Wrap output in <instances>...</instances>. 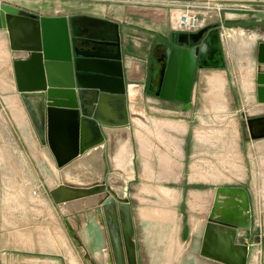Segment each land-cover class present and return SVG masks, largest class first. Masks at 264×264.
<instances>
[{
    "label": "rangeland",
    "instance_id": "374dc122",
    "mask_svg": "<svg viewBox=\"0 0 264 264\" xmlns=\"http://www.w3.org/2000/svg\"><path fill=\"white\" fill-rule=\"evenodd\" d=\"M195 1L206 5L208 13L221 7L224 24L233 21L225 13L236 4L264 11V0ZM248 14L238 20L245 27L226 25L239 39L235 59L228 58L224 70L204 72L197 82L200 103L193 129L200 140L191 141L190 134L188 145L179 140L171 148L169 139L159 145L154 136L159 114L140 105L133 108L136 159L131 156L130 170L115 173L127 179L126 198L115 197L116 204L107 210L100 204L107 194L68 201L71 189L93 187L94 181L81 169L59 166L35 137H26L30 130L20 101L5 90L13 78L0 60V264H217L200 255L217 190L241 188L249 195L252 183L258 182L255 190L264 196V139H251L247 125L251 115L264 114V104L255 106L257 46L264 42V21L255 22ZM138 137L148 138L145 157L137 156ZM171 153L179 158L172 174ZM160 158L167 161L162 163L166 171L160 170ZM227 197H219L216 217L237 210L235 196ZM252 218L251 229L239 232L237 243L242 234L243 240L251 234L249 244H243L250 250L248 264H264V213L261 220Z\"/></svg>",
    "mask_w": 264,
    "mask_h": 264
},
{
    "label": "crops",
    "instance_id": "0c3cea01",
    "mask_svg": "<svg viewBox=\"0 0 264 264\" xmlns=\"http://www.w3.org/2000/svg\"><path fill=\"white\" fill-rule=\"evenodd\" d=\"M196 2L195 0H0L1 3L10 5L12 7L18 8L20 11L29 13L37 19L41 17H60L66 18L68 21V26L70 30L71 39H80L81 41L87 42L91 38L101 39L98 30H112V33L106 39L108 41H116V29L111 23L117 24L119 26V43L123 52V63H124V75L123 82L117 80L113 77L114 71H117L118 67L109 61L102 62L106 64L104 68L108 71L107 75L99 74L98 81L96 84L110 91H120L123 90L124 85L127 91V102L129 109V120L130 123L127 126H118L117 124L124 121L123 116V101L121 98L115 96L108 97L103 105L101 106L97 117H99L101 124H97L87 121L85 128L79 130L75 124L71 122L58 118L53 124L52 135L50 143L45 133V142L43 141L41 134L43 131H38L35 129L36 123L39 125L43 124L42 116L40 111L35 104L37 102L36 98H24V95L20 89L19 84L16 79V68L15 62H21L20 73L24 75L25 82L22 83V88L29 89L31 85L29 83L30 75L33 73L29 70L28 59L31 56L30 51H14L11 47L10 36L7 29H0V60L4 61L8 71L7 75L12 76L9 87L5 89L10 96L16 97L17 102L20 101V107L22 108L26 124L29 126L30 134H25L27 138L37 139L39 145L44 147L48 153L54 155L52 147L57 149L61 157H66L71 153L76 145L84 140L85 142L102 141L96 147L91 148L85 154L80 155L75 160L71 161L69 164L65 165L67 167H75L79 170H83L88 173L86 179L93 180L94 186L96 184L106 183L112 191L117 195L116 197L122 200L126 197L125 189L127 184L123 179L122 174H115L116 172H124V170H130V158L135 155V132L134 128L137 122L133 117V108L136 105H140L143 108H148L154 110L158 113L154 120L155 134L154 136L159 141L164 139H169L171 148L178 145V141H185L188 145L189 135L191 134L193 141L200 140L201 136L194 132V123L197 120V115L195 113L196 102L200 103V97L197 95L198 89L196 88L199 77L203 76L204 72L209 70H224L223 68H212L210 66L219 64V60L223 59L225 61L228 58L235 59V46L236 41L239 40L234 37V35L229 32L227 24H232L235 27H245L238 20L247 17L252 13L251 17L255 18V22L264 21V11L253 10L250 4H236L234 7L229 8L226 14L228 23L224 24L221 21V15L217 12L208 13L209 18L205 22L204 26L196 31L189 34H197L200 31L209 28V30L203 34L200 39L199 45L202 47L205 42H207L204 48V60L206 65H209L206 69H198L197 74H195L194 84L192 89L191 101L189 104H184L178 101H170L161 99L158 96L147 93L146 83L148 79L147 68L150 59V54L152 48L155 44L162 47V41L164 39H172L174 33H180L175 30L172 22V14H174L173 8L169 4L173 2ZM237 3H253V0H233ZM18 27H23L20 22H17ZM232 30V29H231ZM214 32L209 38V34ZM186 33V32H185ZM242 35V34H240ZM196 40V39H194ZM165 41V40H164ZM241 44L244 41L240 40ZM260 42L257 46V59L259 53ZM157 46V45H156ZM82 46L78 44L80 51L88 49L87 46ZM109 51H116V47H107ZM97 60L90 64H97ZM0 75L3 74L0 68ZM264 73V65H259L256 77V95L258 94V75L259 72ZM109 75V76H108ZM204 77V76H203ZM217 82L213 80L212 83ZM221 82V80H219ZM94 85V84H93ZM222 85V84H221ZM95 86V85H94ZM223 87V86H222ZM28 95V94H27ZM146 96V98H145ZM258 96V95H257ZM255 106L261 107L262 104L256 102ZM12 106V105H11ZM205 107V105H203ZM12 107H15L14 105ZM264 115V114H261ZM252 116V115H251ZM139 127V125H138ZM196 134V135H195ZM139 143V152L137 156L145 157L146 148L145 143L148 138L141 139ZM207 138V134L205 136ZM101 139V140H100ZM145 140V141H144ZM142 142V143H141ZM173 146V147H172ZM186 151L188 149L186 148ZM133 153V154H131ZM159 155H163L160 153ZM169 158V169L168 171L172 174L178 169V156L175 153H171ZM136 159V155L134 156ZM134 159V164L136 160ZM142 163L145 164V159H141ZM137 162H140L138 160ZM159 162V161H158ZM160 158V170L166 171V168L162 167V163H166ZM223 162V161H221ZM134 169V168H132ZM85 177V176H84ZM123 180L125 183L118 181ZM120 182L121 186L117 183ZM252 183L254 191L249 190L250 195V205L251 213L255 218L260 219L264 213V207L261 208L262 202L264 201V196L258 194L255 190L259 187V183ZM123 190H119V189ZM127 190V189H126ZM122 191V193H121ZM252 191V192H251ZM121 193L122 196L119 194ZM99 196L95 197L98 198ZM239 197L236 195L234 202H239ZM235 204V203H234ZM261 220V219H260ZM253 221V218H252ZM240 235V234H239ZM244 240L241 238L243 234L239 237L240 244H249L248 237ZM257 240V236L254 237ZM253 245V244H252ZM213 264V263H207ZM222 264V263H217Z\"/></svg>",
    "mask_w": 264,
    "mask_h": 264
},
{
    "label": "water",
    "instance_id": "95a60500",
    "mask_svg": "<svg viewBox=\"0 0 264 264\" xmlns=\"http://www.w3.org/2000/svg\"><path fill=\"white\" fill-rule=\"evenodd\" d=\"M17 22H20L23 27H18ZM110 25L116 29V41L102 39L110 35L112 30L100 29L98 32L101 39L91 38L84 42L77 38L71 39L66 18L41 17L37 19L16 7L0 2V29L8 30L12 49L31 52L28 65L33 73L30 75L29 89L22 88L25 77L20 73L21 62L18 61L15 62L16 79L20 91L26 95L24 98L37 99L35 104L40 111L43 124L36 123V126H40L39 131H43L41 137L44 142V136L47 133L50 143L53 124L58 118L70 121L79 130L85 128L87 121L98 126L102 125L97 114L108 97L121 98L124 103L122 113L124 121L117 125H129L126 86L124 85L123 90L115 92L105 90L96 84L99 74H108L104 68L106 64L102 63L105 61L113 62L118 67L117 71L112 74L117 80L123 82L124 57L119 43V26L114 23ZM208 30L209 28H206L197 34L180 32L172 35L171 46L163 45L164 53L157 60V66L150 75L147 93L164 100L190 103L197 68L209 67L205 64L203 52L207 42L202 47L199 45L201 37ZM213 33L209 34V38ZM78 44L82 46L81 48L87 46L88 49L80 51ZM110 46L116 47L117 50L109 51L107 47ZM95 60L98 61L97 64H90ZM258 62L264 65V43L259 46ZM210 67L224 69L226 64L223 59H220L219 64ZM258 84L259 103L264 104V73L261 71L258 75ZM247 125L251 139H264V115L250 116ZM100 143L102 141L99 140L89 143L84 140L79 141V144L66 157H61L57 149L53 147L52 151L58 165L65 166ZM71 191L72 194L68 201L107 194L106 199L100 201V204H104V209L117 202L115 198L117 195L106 183L83 190L71 189ZM221 195L240 196L239 202H242L236 203L233 200L232 202L235 205L239 204L241 209L247 212L246 217H243L242 210L231 211L230 209L221 214L218 213L219 217H216ZM224 202L225 205L231 204L230 201ZM250 211V199L246 190L241 188L218 189L214 206L205 225L201 257L222 264H248L249 247L237 243V239L239 232L251 229Z\"/></svg>",
    "mask_w": 264,
    "mask_h": 264
},
{
    "label": "built area",
    "instance_id": "2783aa9c",
    "mask_svg": "<svg viewBox=\"0 0 264 264\" xmlns=\"http://www.w3.org/2000/svg\"><path fill=\"white\" fill-rule=\"evenodd\" d=\"M173 8L172 22L175 30L179 32H196L200 30L209 18L206 10L208 7L198 2H173L169 4ZM217 13L223 10L221 7L213 8Z\"/></svg>",
    "mask_w": 264,
    "mask_h": 264
},
{
    "label": "flooded vegetation",
    "instance_id": "af4514ba",
    "mask_svg": "<svg viewBox=\"0 0 264 264\" xmlns=\"http://www.w3.org/2000/svg\"><path fill=\"white\" fill-rule=\"evenodd\" d=\"M164 40L162 41V47L158 43V44H155L153 46V48H152V51H151V54H150V59H149V62H148V68H147L148 79H147V83H146V91L148 89L149 79L151 78L150 75H151V73H153L154 68H156V66H157V60L160 59L162 54L164 53L163 45H170L171 46V41L170 40H167V39H164ZM240 202H242V201H240ZM250 208H251V205H250ZM236 209H237V211L238 210H242L243 215L246 217L247 212H245L244 209H241L239 204L237 205ZM250 220H251V223H252V216L250 217Z\"/></svg>",
    "mask_w": 264,
    "mask_h": 264
},
{
    "label": "trees",
    "instance_id": "16d2710c",
    "mask_svg": "<svg viewBox=\"0 0 264 264\" xmlns=\"http://www.w3.org/2000/svg\"><path fill=\"white\" fill-rule=\"evenodd\" d=\"M230 25H232V24H230Z\"/></svg>",
    "mask_w": 264,
    "mask_h": 264
}]
</instances>
